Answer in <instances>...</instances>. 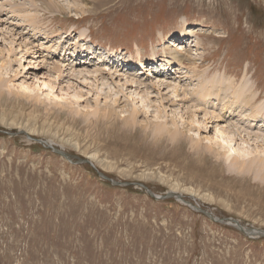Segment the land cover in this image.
<instances>
[{
	"label": "rangeland",
	"instance_id": "1",
	"mask_svg": "<svg viewBox=\"0 0 264 264\" xmlns=\"http://www.w3.org/2000/svg\"><path fill=\"white\" fill-rule=\"evenodd\" d=\"M220 81L256 102L200 98ZM0 130L26 133H0V264H264V240L33 147L264 229V0H0Z\"/></svg>",
	"mask_w": 264,
	"mask_h": 264
},
{
	"label": "bare ground",
	"instance_id": "2",
	"mask_svg": "<svg viewBox=\"0 0 264 264\" xmlns=\"http://www.w3.org/2000/svg\"><path fill=\"white\" fill-rule=\"evenodd\" d=\"M18 7V6H17ZM15 9V8H14ZM18 10V9H17ZM21 11V10H20ZM52 11V10H51ZM24 35V34H23ZM183 40V44L185 45V47H182V48H180V49H177V48H170L171 49V51H169V53H167V55L169 56V63H173V64H178V65H181V64H183V60H182V53L180 52V51H188L189 49H191V48H193V47H195V45H197V44H192L191 42H189V43H191V44H189V43H186V42H188V41H185L184 39H181V41ZM83 50V49H82ZM84 52H86L85 50L84 51H82V53H84ZM102 62H104V60H101ZM194 63V62H193ZM99 64H100V62H99ZM107 65V64H106ZM103 66H105L104 64H103ZM102 66V67H103ZM110 66H112L113 67V69L115 68L116 69V66L114 67V65H110ZM100 67H101V65H100ZM101 67V68H102ZM56 69H58V68H56ZM108 69V68H107ZM110 69H112V68H110ZM101 70H103V69H101ZM100 70V71H101ZM104 70H106V69H104ZM109 70V69H108ZM112 71V70H111ZM115 71V70H114ZM116 72V71H115ZM92 74H94V75H92L93 77L94 76H96L97 74L96 73H99V71H93V72H91ZM109 73V72H108ZM107 73V74H108ZM100 74V73H99ZM98 77V76H97ZM94 79H96L95 77H94ZM131 84V83H130ZM232 87V82H229V83H227V84H225V83H223V82H216V83H213V84H210V85H208L207 87L205 86V87H201L202 89H201V92H200V98H204V99H206L208 96H211V95H215L216 97V99L217 100H220V101H223V103H224V99L226 98V96L224 97L223 96V91L224 92H227V91H229L230 89H233V88H231ZM233 87H234V85H233ZM250 88V87H249ZM25 90H27L28 88L27 87H25L24 88ZM244 89L245 88H241V89H239V90H236V89H234L233 90V93H232V95L230 96V99L228 100V101H226L225 103H224V108H225V110L228 108V113L230 112V114H232V115H234V112H237V110H239V109H243V108H248V107H250L252 104H254L255 102H256V99H257V95H255V94H253V93H250L249 95H246L245 94V92H244ZM198 90H200V88L198 89ZM197 91V90H196ZM196 93H198V92H196ZM199 98V99H200ZM228 98V97H227ZM198 99V100H199ZM205 101V100H204ZM203 104V103H202ZM222 109V108H221ZM262 109H263V105H259V106H256V107H254L253 108V112L250 114V117H251V121H256V119L258 118V116H259V114H260V112L262 111ZM244 110V109H243ZM204 111V110H203ZM244 112H245V110H244ZM238 113V112H237ZM240 113H241V111H240ZM242 113H243V111H242ZM206 114H208V113H205L204 115H203V118H204V120H207V115ZM214 113H212L211 115H213ZM245 114V113H244ZM209 115V114H208ZM215 115V114H214ZM220 115V114H219ZM218 114L216 115V116H219ZM222 115V114H221ZM240 115V114H239ZM242 115V114H241ZM246 115H248V114H246ZM133 117V116H132ZM214 118V117H213ZM218 118H220V116L218 117ZM237 118V117H236ZM239 118V117H238ZM261 118V117H260ZM211 119V118H210ZM215 119V118H214ZM235 119V118H234ZM244 119V118H243ZM242 119V120H243ZM215 120H217V119H215ZM230 120H232V119H230ZM233 121H235V120H233ZM240 121V120H239ZM249 121V120H248ZM215 122H217V121H215ZM242 122V121H241ZM244 122V121H243ZM246 123V122H245ZM227 128V127H226ZM228 128H230V127H228ZM231 129V128H230ZM230 129H228V130H230ZM244 129V127L242 128V131L239 133V137H240V143H239V145H241L240 146V150L236 153L237 154V158L234 160L235 162L234 163H236V165L235 166H238V167H242L247 161H245L244 160V158H245V154H247V156H248V146H250V145H248L247 147H245V145L246 144H248V142H247V140H246V138H252V136H251V134L250 133H248L246 130H243ZM233 131V130H232ZM231 131V132H232ZM8 133V132H7ZM16 133V132H15ZM218 134V133H217ZM237 134V133H236ZM259 134H264V133H257V135H259ZM218 135H220V134H218ZM238 135V134H237ZM241 135H244V137H245V135L246 136H248V137H246V138H244V137H242ZM256 135V134H255ZM175 136V135H174ZM259 136H261V135H259ZM227 141H228V152L229 151H234L233 150V147L234 146H232L231 144L234 142V144H235V138L233 137V136H230V135H228L227 136V138H225ZM249 141V140H248ZM257 145V144H256ZM261 147H262V144H261ZM261 147L259 146V145H257L256 146V148L258 149H261ZM230 154H231V152H230ZM230 156V155H229ZM240 161V162H239ZM250 162H251V160H250ZM262 162L264 163V161H259L258 163L259 164H262ZM262 165H264V164H262ZM240 169V168H239ZM241 170H242V168H241ZM237 171H239V170H237ZM96 173V172H95Z\"/></svg>",
	"mask_w": 264,
	"mask_h": 264
},
{
	"label": "water",
	"instance_id": "3",
	"mask_svg": "<svg viewBox=\"0 0 264 264\" xmlns=\"http://www.w3.org/2000/svg\"><path fill=\"white\" fill-rule=\"evenodd\" d=\"M0 133H5L8 136H16V135H26L25 132L19 131L16 133H7L3 132L0 130ZM37 143L41 144L43 147L50 149L53 153L56 155H59L66 161L76 164V165H81V164H87L89 165L98 175V177L102 180H105L109 182L112 186H132V187H138L142 188L145 190L148 196L152 197L153 199L156 200H166V199H174L178 202H181L188 206L190 209L193 211L200 213L201 215L207 217L210 221L212 222H218V223H223L229 226H233L236 228L238 231H240L242 234L249 238H264V229H259V228H254V227H246L240 224V222L236 219L233 218H219L215 215H213L211 212L207 211L206 209L201 208L198 205L192 204L190 201L184 199V197L176 192L173 191H168L164 195H155L148 187L144 186L141 183L138 182H120L114 179H111L110 177L104 175L102 172L98 171L97 168L94 166V164L88 160L87 158H80L75 155L67 154L61 149H57L56 147L53 146L51 142H46L42 140H35Z\"/></svg>",
	"mask_w": 264,
	"mask_h": 264
},
{
	"label": "trees",
	"instance_id": "4",
	"mask_svg": "<svg viewBox=\"0 0 264 264\" xmlns=\"http://www.w3.org/2000/svg\"><path fill=\"white\" fill-rule=\"evenodd\" d=\"M33 147H39V148H43L40 144H38V143H34V145H33ZM43 149H45V148H43ZM45 150H47V149H45ZM50 151V150H49ZM90 171H92L93 172V175L94 176H97L96 175V173L94 172V170L90 167V169H89ZM108 185L110 184L109 182L107 183ZM111 185V184H110ZM131 188V187H130ZM152 199V198H151ZM166 201H174V199H167ZM260 240H264L263 238H261Z\"/></svg>",
	"mask_w": 264,
	"mask_h": 264
}]
</instances>
